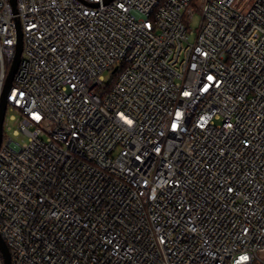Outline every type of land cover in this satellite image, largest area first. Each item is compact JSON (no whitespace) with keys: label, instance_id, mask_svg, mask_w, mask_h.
<instances>
[{"label":"built area","instance_id":"built-area-1","mask_svg":"<svg viewBox=\"0 0 264 264\" xmlns=\"http://www.w3.org/2000/svg\"><path fill=\"white\" fill-rule=\"evenodd\" d=\"M17 21L10 264H264V0H0V95Z\"/></svg>","mask_w":264,"mask_h":264},{"label":"water","instance_id":"water-1","mask_svg":"<svg viewBox=\"0 0 264 264\" xmlns=\"http://www.w3.org/2000/svg\"><path fill=\"white\" fill-rule=\"evenodd\" d=\"M111 0H105V2H109ZM10 3L12 5L13 10L16 9V0H10ZM22 51V32L19 25V22H16V45H15V53L12 60V63L10 65V68L8 70V73L5 78L3 90L0 95V145H1V139H2V126L4 121V116L7 108V101L6 96L7 92L10 89L12 85V81L14 78V75L16 73V70L19 65L20 56ZM0 248L3 254V264H10V255L8 248L4 242V240L0 236Z\"/></svg>","mask_w":264,"mask_h":264},{"label":"rangeland","instance_id":"rangeland-1","mask_svg":"<svg viewBox=\"0 0 264 264\" xmlns=\"http://www.w3.org/2000/svg\"><path fill=\"white\" fill-rule=\"evenodd\" d=\"M200 21H201V14L199 12H195L190 19L191 29H197L199 24H200ZM110 77H111L110 74H106V76H105L106 82L109 81ZM10 114H13V112L8 111L6 116H5V119H4V126H6V127L10 126L11 127L10 130L5 129V135L11 136L14 140L19 141V142L25 141L26 137L22 133H20V135H14L12 133V131L14 129H16V127H17V122H18L19 118L17 116L16 119H9Z\"/></svg>","mask_w":264,"mask_h":264}]
</instances>
